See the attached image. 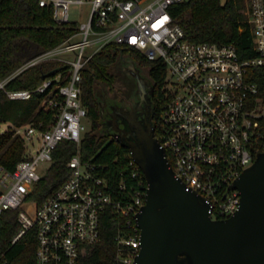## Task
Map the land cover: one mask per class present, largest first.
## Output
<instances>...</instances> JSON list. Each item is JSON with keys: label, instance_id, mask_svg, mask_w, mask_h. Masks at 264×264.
Listing matches in <instances>:
<instances>
[{"label": "built area", "instance_id": "2783aa9c", "mask_svg": "<svg viewBox=\"0 0 264 264\" xmlns=\"http://www.w3.org/2000/svg\"><path fill=\"white\" fill-rule=\"evenodd\" d=\"M37 1L72 32L60 45L0 81V91L10 99L44 94L43 105L55 111L46 129L42 123L17 128L26 159L14 171L0 167V222L5 211H18L20 230L12 244L34 230L35 264H81L102 242V221L110 216L119 224L110 264H137L141 230L136 216L146 204L148 184L131 152L129 171L113 172L119 181L111 185L110 169L84 162L78 151L67 162L68 178L52 196L38 206L28 200L54 164L60 145L80 146L90 130L82 101V70L109 44L136 49L150 61L165 63L166 102L158 140L176 177L187 190L204 197L212 219L233 216L241 194L232 187L264 153V103L256 98L257 85L248 81L251 68H264V0H247L255 51L250 59H242L233 44L191 41L170 13L186 0ZM72 5H90L87 21L71 20ZM49 60L63 62L68 71L45 79L34 90L6 88L24 69Z\"/></svg>", "mask_w": 264, "mask_h": 264}, {"label": "trees", "instance_id": "16d2710c", "mask_svg": "<svg viewBox=\"0 0 264 264\" xmlns=\"http://www.w3.org/2000/svg\"><path fill=\"white\" fill-rule=\"evenodd\" d=\"M246 0H186L173 6L170 13L194 42L233 44L242 59L255 57L253 37L245 14ZM71 29L59 25L52 17V11L40 7L37 0H0V81H3L31 60L48 52L71 34ZM129 57L140 68L147 70V76L154 89V128L158 137V121L166 102L165 85L167 67L161 60L150 61L144 53L107 45L96 54L82 70V101L88 109L90 130L83 136L80 146L63 142L54 154V164L36 185L29 201L36 206L44 202L65 182L69 176L67 162L80 151L84 162L98 168L107 166L110 184L118 183L113 172H128L130 150L118 138L106 135L102 127L99 99L104 89L116 82L118 63ZM68 67L61 61L49 60L24 69L7 84L8 90H34L45 79L66 73ZM248 81L257 85L258 94L264 103V68H251ZM46 95L35 93L30 100H12L5 91H0V122L19 128L35 123L46 129L55 111L43 105ZM25 143L14 130L0 134V167L14 171L25 160ZM102 173V172H101ZM18 211L7 210L0 222V264H35L37 236L29 231L17 243L13 238L20 230ZM103 239L93 252L85 255L81 264H110L115 254L114 237L118 223L110 216L102 221Z\"/></svg>", "mask_w": 264, "mask_h": 264}, {"label": "water", "instance_id": "95a60500", "mask_svg": "<svg viewBox=\"0 0 264 264\" xmlns=\"http://www.w3.org/2000/svg\"><path fill=\"white\" fill-rule=\"evenodd\" d=\"M130 113L125 114L129 131L118 139L148 184L146 204L136 216L137 264H264V153L232 187L241 194L239 210L212 219L204 197L176 177L153 127Z\"/></svg>", "mask_w": 264, "mask_h": 264}, {"label": "flooded vegetation", "instance_id": "af4514ba", "mask_svg": "<svg viewBox=\"0 0 264 264\" xmlns=\"http://www.w3.org/2000/svg\"><path fill=\"white\" fill-rule=\"evenodd\" d=\"M120 67V74H123L125 79L119 85V79L115 73L116 82L104 89L99 99L105 134L115 138L125 136L124 131H129V127L125 126L127 123L125 114L132 112L144 127H153L154 137L158 139L153 121L155 94L148 76L127 56L118 63L116 68Z\"/></svg>", "mask_w": 264, "mask_h": 264}, {"label": "rangeland", "instance_id": "374dc122", "mask_svg": "<svg viewBox=\"0 0 264 264\" xmlns=\"http://www.w3.org/2000/svg\"><path fill=\"white\" fill-rule=\"evenodd\" d=\"M246 2H247V0H246ZM246 10H245V14H246ZM89 12H90V5H72L70 7V18H71V20L76 21L79 24H81V23L87 21ZM74 58L76 59V57H74ZM115 71H116V75L118 76V79H119L118 83H119V85H121V83L123 82V79H125V76L123 74H120L121 67L116 68ZM142 72L145 75H147L146 69H143ZM11 129L14 130L16 134H18L17 133L18 130L16 127L12 126L11 124H2L0 122V134L7 131V130H11Z\"/></svg>", "mask_w": 264, "mask_h": 264}]
</instances>
